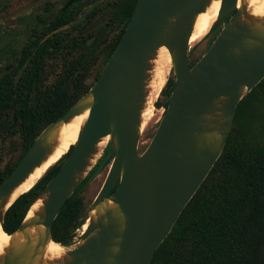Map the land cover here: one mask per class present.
<instances>
[{
  "label": "water",
  "instance_id": "water-1",
  "mask_svg": "<svg viewBox=\"0 0 264 264\" xmlns=\"http://www.w3.org/2000/svg\"><path fill=\"white\" fill-rule=\"evenodd\" d=\"M209 2L137 0L91 87L44 127L0 182L2 209L6 196L44 159L52 131L89 109L69 155L34 199L46 194L43 212L28 222L24 217L13 231L20 230L28 240L21 248L9 251L0 264H32L40 246L54 240L53 221L90 172L95 146L107 135L111 164L82 225L89 211L102 202L111 200L115 206L105 207L95 220H89L85 230L81 225L79 233L74 231L54 241L69 249L62 264H150L155 250L222 153L238 102L264 78V21L248 17L245 5L238 6V0H220L216 21L231 16L190 66L194 20ZM160 46L171 55L169 75L174 85L149 144L139 153L149 60ZM8 207L0 214L2 230ZM40 224L45 228L44 238L30 246L25 228ZM75 238L78 243L71 248L68 242Z\"/></svg>",
  "mask_w": 264,
  "mask_h": 264
},
{
  "label": "trees",
  "instance_id": "trees-1",
  "mask_svg": "<svg viewBox=\"0 0 264 264\" xmlns=\"http://www.w3.org/2000/svg\"><path fill=\"white\" fill-rule=\"evenodd\" d=\"M136 2L115 0L109 4L111 19L121 24V30L104 45V63L117 45ZM67 21L43 24L42 33L33 26L19 51L12 53V61L0 67V146L7 140L13 142L15 137L19 143L16 158L0 167V182L44 127L65 113L90 87L84 82L85 76L97 59L94 47L103 37L99 34L92 44L58 39L60 32L42 39L46 32ZM215 27L216 22L211 30ZM52 60L60 69L49 81ZM99 74L100 71L94 78ZM166 85L170 90L164 88L162 92L169 98L173 79L168 78ZM167 102L168 99L155 105L166 107ZM261 113L264 114V78L238 102L222 153L155 250L150 264H264V137L255 127ZM69 153L8 207L3 220L7 233L19 226L31 203ZM97 169L90 170L60 209L52 223L54 240L82 225L85 213L81 187Z\"/></svg>",
  "mask_w": 264,
  "mask_h": 264
},
{
  "label": "bare ground",
  "instance_id": "bare-ground-1",
  "mask_svg": "<svg viewBox=\"0 0 264 264\" xmlns=\"http://www.w3.org/2000/svg\"><path fill=\"white\" fill-rule=\"evenodd\" d=\"M244 4L246 7V15L255 20L264 21V0H238V6ZM220 6V0H210L203 12L197 14L194 20L192 33L190 36V46H193L202 40L209 32L217 19V14ZM244 19V17L242 18ZM150 68L147 71L148 78L145 82V101L141 111L142 130L151 120L154 114V102L162 91L167 75L169 74V66L171 64V55L165 46H160L156 49L153 56L149 60ZM91 100V97L89 98ZM89 109H85L80 114L72 116L67 122H61L55 128L49 137V150L41 163L35 166L25 177V179L15 186L12 191L6 196V204L0 209V214L13 203V201L21 194L31 189L36 182L41 178L44 172L52 165H54L63 155H65L69 148L77 141V136L86 121ZM109 135L102 137L96 144V153L93 154L89 160L90 164L94 163L98 157L99 152L106 145ZM46 199V194L39 196L28 208L24 222H28L35 218L44 210L43 202ZM115 203L111 200L104 201L94 209L89 211V217L82 225V230L88 226L89 220H95L97 216L102 213L105 207L112 208ZM0 222V260L11 250L21 248L28 240L26 236L20 231H15L9 234L2 230ZM30 240V246L37 244L40 238H44L45 228L43 225H32L25 228ZM83 241L81 240L80 243ZM69 249L65 246L48 240L40 246L39 253L33 258L32 264H62L68 256Z\"/></svg>",
  "mask_w": 264,
  "mask_h": 264
},
{
  "label": "rangeland",
  "instance_id": "rangeland-1",
  "mask_svg": "<svg viewBox=\"0 0 264 264\" xmlns=\"http://www.w3.org/2000/svg\"><path fill=\"white\" fill-rule=\"evenodd\" d=\"M65 1L66 0H0V67L5 66L7 63L12 61V53L14 51L17 53L21 46L25 43L30 33V29L35 25V19L37 18V16L51 13L55 8L61 6ZM87 1L90 0H85L84 2ZM90 7L91 5L87 4L85 5L84 10ZM95 21V25L97 27H104L106 36L105 38H107L108 41H111L112 37L119 32L118 27L110 26L109 23H107V17H105L104 19L95 18ZM223 25L224 24L217 25L215 28L210 30V32L202 40L190 47V50L188 52L190 66L193 65L209 48ZM105 57L106 49H104V52L102 51L95 62L91 64V67L89 68L84 80V82L90 85V87L95 80L94 77L97 72H101L103 66L105 65ZM169 68V74H171V64ZM59 69V65L57 66L55 60H52L49 64V81L53 80L55 74L59 72ZM169 74L167 75V79L170 78ZM164 88L170 90V88L166 84L164 85L162 90H164ZM167 99V94L161 91L159 97L155 102L159 101L161 103H164ZM155 102L154 114L148 124L140 132V139L138 143L139 153H141L149 144L158 126L159 120L164 113V110L162 109L165 108L156 106ZM255 127L259 129L264 137L263 113H261L260 116L256 119ZM12 141L14 143L7 140L0 146V167H3L8 161L14 160L17 154H19L18 137L13 138ZM12 144L15 145L14 148L11 147ZM108 145L109 141L107 140L104 150L100 152L94 165H92L91 167V169L98 167L96 173L81 187L80 196L82 197L84 205L83 213H86L89 209L110 167L111 161L108 160ZM80 231L81 228L75 230V232L77 233H79ZM68 243L70 244L71 248H75L78 243L77 238L70 240Z\"/></svg>",
  "mask_w": 264,
  "mask_h": 264
},
{
  "label": "flooded vegetation",
  "instance_id": "flooded-vegetation-1",
  "mask_svg": "<svg viewBox=\"0 0 264 264\" xmlns=\"http://www.w3.org/2000/svg\"><path fill=\"white\" fill-rule=\"evenodd\" d=\"M84 1L85 0H66L61 6L55 8L51 13L37 16L34 26L38 27V33H42L43 24H45V26H49L53 23H57L60 20L68 19L67 22L46 32L42 38L43 40L55 33L60 32V36L58 37V39L64 41L85 40L87 44H92L96 39H98V36L100 34V37L103 38L101 42H99L94 47L95 52L97 51L98 58L103 51L104 45L109 41L107 38H105L106 36L104 27H97L95 25V18L104 19L105 17H107V23H109L110 26L118 27L119 31L121 30V24L111 19L113 15L110 12L109 4L115 0H90L87 2ZM124 3H126V0H124ZM87 4H90L91 7L84 10L85 5ZM71 6L74 7L70 11L61 14V11H65ZM230 16L231 14L219 18L216 21V26L219 24H224Z\"/></svg>",
  "mask_w": 264,
  "mask_h": 264
},
{
  "label": "built area",
  "instance_id": "built-area-1",
  "mask_svg": "<svg viewBox=\"0 0 264 264\" xmlns=\"http://www.w3.org/2000/svg\"><path fill=\"white\" fill-rule=\"evenodd\" d=\"M161 107H163V106H161ZM162 110H164V109H162Z\"/></svg>",
  "mask_w": 264,
  "mask_h": 264
}]
</instances>
